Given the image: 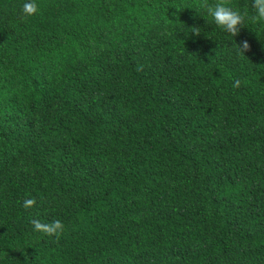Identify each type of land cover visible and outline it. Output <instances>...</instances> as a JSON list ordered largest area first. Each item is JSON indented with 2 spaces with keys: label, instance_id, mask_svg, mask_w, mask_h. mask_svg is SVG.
I'll list each match as a JSON object with an SVG mask.
<instances>
[{
  "label": "trees",
  "instance_id": "trees-1",
  "mask_svg": "<svg viewBox=\"0 0 264 264\" xmlns=\"http://www.w3.org/2000/svg\"><path fill=\"white\" fill-rule=\"evenodd\" d=\"M24 2L0 0V264H264V25L243 53L216 0Z\"/></svg>",
  "mask_w": 264,
  "mask_h": 264
},
{
  "label": "clouds",
  "instance_id": "clouds-1",
  "mask_svg": "<svg viewBox=\"0 0 264 264\" xmlns=\"http://www.w3.org/2000/svg\"><path fill=\"white\" fill-rule=\"evenodd\" d=\"M192 8V7H191ZM197 13L206 18V22H210L215 25V27L231 37L234 38V44L237 47L238 52L245 53V50L249 48L247 40L242 42L236 41V36L241 32L242 28H249L247 21L250 19L257 25H264V0H251V15L247 12H242L239 9L224 2V0H216L215 3L204 6V14H200V9L195 8ZM23 13L25 16H32L36 14L38 7L36 0H25L23 4ZM191 33L200 34L199 31L193 30ZM241 81L236 78L232 82V88H239ZM34 201L31 199H26L23 202L25 208L31 207ZM33 231L37 233H43L48 236H58L64 229V225L60 220H54L50 223H42L38 219H33L31 221Z\"/></svg>",
  "mask_w": 264,
  "mask_h": 264
}]
</instances>
